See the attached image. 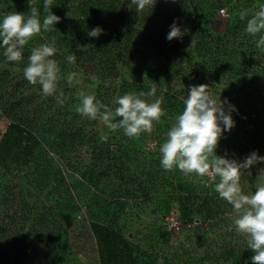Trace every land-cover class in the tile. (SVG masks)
Returning <instances> with one entry per match:
<instances>
[{"label":"trees","instance_id":"1","mask_svg":"<svg viewBox=\"0 0 264 264\" xmlns=\"http://www.w3.org/2000/svg\"><path fill=\"white\" fill-rule=\"evenodd\" d=\"M262 2L264 0H157L154 8L137 12L135 5L129 8L130 0H53L52 12L61 18L55 25L57 31L42 30L38 36L32 38L22 49L23 59L19 63L7 62L3 56L4 49L0 47V117L7 116L12 121L24 122V125L30 127L41 124L42 121L55 124L60 122V119L67 123H78L80 126L76 130L89 127L88 138L94 141L95 139L92 138L101 127L98 120L91 121L77 113L76 108L79 106L77 93L80 88L75 89V86L68 85L67 74L78 72L83 80V87L94 88L97 99L110 108L116 106L113 104L116 97L130 92V87L134 86L137 89L136 94L141 91L148 92L154 84L128 82L122 78L117 64L129 67L146 57L156 60L161 48L160 44L164 40L158 39L157 31L161 30V26L170 28V25L175 22L180 28L188 29L187 33H195L197 29L195 35L200 40L199 48L205 54L214 55L212 61L217 70L211 72L207 65V68L203 70L205 78L200 79V72L195 62L189 60L184 64L182 60L173 63L169 61L167 64L173 68L170 76L180 81L182 86L174 91L168 87V90L162 93L156 86V97L162 95L163 103H170V107L177 116L183 110V100L187 97L190 86L201 84L210 86V79L213 82L224 80L232 87L234 96L227 92L220 98L210 92L221 101L229 102L225 105L226 109L229 105L235 106V111L231 113L235 126L231 131L223 133L216 148V154L238 162H243L253 151H256L259 156H264V125L258 124L259 114L255 118H250V114L254 112L248 113L242 105L244 85L251 83L252 80L247 74L254 71L252 66L257 64L259 66L256 67V73H264V65L261 59H258L260 64L248 62V66L243 64L235 66V63H238L235 61L236 50L229 44L236 42L242 47L252 48L253 37L245 31L247 20L252 14L244 20L233 18L228 28L215 37L211 36L208 29L201 26V20L206 21L207 17L213 15L217 7L223 3H228L230 9L250 8L255 11ZM43 3L44 0H0V19L11 12L27 14L29 4H32L40 9L42 23L46 15L43 12ZM97 26L103 29V33L98 38H90L87 33ZM241 31L245 32L242 38ZM239 37L240 39H237ZM53 39L56 53L52 58L61 67L59 79L63 81L61 92L64 91L63 94L67 92L62 106L56 102L55 97L43 95V99H37L36 91L40 90L41 86L30 84L23 75V68L27 65V57L31 49L40 44L51 43ZM197 44L196 42L194 46L186 45L185 54H192L195 48L197 49ZM157 46L159 48H155ZM73 53L77 58L76 63L69 64L66 57ZM212 74L214 76L210 78ZM107 76L115 77L109 80L106 87L107 93L104 95L100 93V89L105 84L104 79ZM56 95H59L58 88ZM171 99L173 101H170ZM67 104L70 109L66 108L64 113L61 110H64ZM35 107L42 110L39 112L34 110L29 115V110ZM163 107L165 109L162 104ZM170 126L165 124L156 127L155 132L160 144L165 141ZM74 134L71 133V135ZM140 136H146V133ZM104 144L105 142L99 141L100 150L94 154L93 161L88 165L75 166L67 158L66 169H62L59 160L51 157L45 160V165L23 166L24 174L31 175L30 180H24L26 177L24 175L9 180L6 178V173L1 172L4 179L14 181L15 185H5L3 178L0 177V264H76L74 254L79 248L86 246L85 243L89 241V238L81 234L77 237H69L66 231L70 227L73 212L81 202L90 215L94 214L95 206L100 203L107 202L106 205H109L113 202L116 206L119 205L123 211L115 209L110 213L109 219L103 220L106 227L116 231L119 225L118 212L125 213L121 201L118 200L129 198L136 201L139 198L136 192L147 193L150 189L152 190L150 194H160L165 198L162 204L164 213L176 208L177 205L179 209L188 208L189 210L193 209L192 206L204 205L207 207L205 226L215 227L226 221L229 204L220 199L215 192V182L209 181L207 177H197L195 174L186 176L178 168L171 171L163 169L158 152H154L155 158L145 160V153L135 146L127 148L128 158H123L121 154L115 155L111 152L113 145L110 146L111 148H104ZM259 150H261L260 153ZM130 160L135 161L137 166L146 168L140 172L130 173L127 165L128 162H132ZM31 161L33 162L34 159ZM260 168H264V164L254 165L250 177L247 175L241 177V187L245 193L254 192V183ZM34 170L36 171L33 175ZM66 170L76 173L77 186L88 191L92 190L91 194L75 197L67 189L68 194H59L56 197L57 204L43 205L39 208L37 204H29L20 189L12 188L18 185L17 182L30 186L31 181L45 193L53 184L57 188L73 186L66 180L64 174ZM141 175L144 176V180H140ZM112 178L118 180L116 190L120 189L123 194L113 193L110 196H102L104 198L97 195L95 187L101 184L102 179L110 181ZM112 192L116 191L113 189ZM209 195L212 198L211 207L207 205ZM199 198L202 202L197 204ZM232 213L229 211V214L233 216ZM205 221L199 220V222ZM188 222L192 221L189 219ZM191 230H197V226L191 227ZM220 235L221 239L213 240L210 243L212 247L203 252L195 248L188 256L177 258L168 256V258L170 261L183 264H251L250 258L253 252L247 247L246 237L236 233L232 225L226 226ZM165 258L168 259L167 255Z\"/></svg>","mask_w":264,"mask_h":264},{"label":"rangeland","instance_id":"2","mask_svg":"<svg viewBox=\"0 0 264 264\" xmlns=\"http://www.w3.org/2000/svg\"><path fill=\"white\" fill-rule=\"evenodd\" d=\"M242 10L230 9L228 3H223L217 7L213 15L207 17L206 21L201 20V26L208 29L211 36L215 37L228 28L230 20L240 18L239 13ZM244 11L249 12V17L254 12L250 8H245ZM160 29L157 31L159 35L158 39L163 38L164 40L160 44V51L157 49L159 51L158 58L155 60L146 57L129 67L118 63L117 68L121 70L122 78L133 84H155L162 93L166 92L168 87L174 91L182 86L180 81L178 82L170 76L171 69L173 68L167 64L169 61L173 63L182 60L184 64L185 61L188 62L189 60L195 62V66L200 72V79L205 78L203 70L207 68V65H209L208 68H210L211 72L217 70L215 63L212 61L214 55L211 53L210 55L209 53L205 54L199 48L200 40L195 35L197 29H195V33H186L182 41L177 39H173L172 41L167 40L166 37L170 31L168 26H161ZM244 33L241 31L240 37ZM193 37L198 43L197 49L195 48L192 54H185V47L189 44L191 46ZM240 37L237 39H240ZM258 38L259 34L253 37L252 48L250 46L242 47L240 44H236V42L229 43L232 46L231 48L236 50L235 61L238 63H235V66H238V64L248 66V62L260 64L258 59H261V63L264 65V52H261L256 47ZM258 66V64L253 65L254 71L247 74L252 80L251 83L244 85V95L242 97L244 102L242 105L245 106V110L248 113L254 112V114H250V118H255L259 114L258 124L264 125V73H256V67L258 68ZM213 76L212 74L210 78ZM113 77L115 76L105 77V84L100 89L101 94L106 95L107 84ZM220 81L213 82L211 79L209 80L210 91L213 95L216 94V96H220L221 98L224 97L222 94L229 92L234 96L232 87L224 82V80ZM73 86H75V89L83 87V85ZM57 88L60 94L63 89V81H58ZM129 90L132 93H136L137 89L133 86ZM36 92L37 99L44 98L41 89ZM66 93L64 94L65 96ZM170 101L173 100L171 99ZM169 104L168 102L163 103L165 115L158 122L153 123L152 133H146V136L138 138H129L120 129L110 132L98 120L101 128L92 138L93 140H97L96 142L95 140L90 141L88 138L90 134L89 127H85L84 130H76L80 126L78 123H67L60 119V122H56L55 124L42 121L41 124L30 127L24 125V122L17 123L10 120L7 116H2L0 117V177L3 178L5 185L8 186H13L15 183L9 180L23 175L26 176L24 180H30L31 175L24 174L23 166L26 164H30L33 167L36 164L45 165V160L51 157L59 160V165L62 169H66L67 158L75 166L88 165L93 161L92 157L94 154L100 150L99 141L105 142L101 139L102 135L108 136L103 147L109 148L113 145L114 147L111 149V152L115 155L121 154L123 158H126L128 154L127 148L137 146L141 149V152L145 153V160L155 158L154 152L159 153L158 149L160 145L155 132L156 127L165 124L171 125L176 118L175 112ZM67 105H65L64 110H61L62 112L65 113L66 108H69V105ZM34 110L39 112L42 108L35 107L34 109H30L28 114L31 115ZM72 111H75V109H72ZM256 112L258 113L256 114ZM71 133L74 135H71ZM260 152L261 150H259ZM31 159H34V161L32 162ZM127 165L130 173L140 172L146 168L145 166H137L135 161L128 162ZM35 171H32L33 175ZM1 172H5L6 178H9V180L4 179L1 176ZM64 174L66 180L76 188L71 185L66 188H57L53 184L48 188L47 193H45L39 190L37 185L34 186L33 181H31L30 186L17 182L16 184L18 185L12 188L16 190L20 189L26 201L29 204H37L39 208L43 205L57 204L55 199L59 194L65 195L70 192L75 197L91 194L90 191L92 190L88 191L85 188L82 189L77 186L75 183V179L77 178L76 173L66 170ZM139 178L140 180H144V176L142 175ZM117 184L118 180L115 178H112L110 181L102 179L101 184L95 187V192L100 197L110 196L113 193L121 195L123 194L121 190H116L118 189L116 188ZM113 189L116 192H112ZM150 192H152L151 189L147 193L136 192V195L139 196L136 201L129 198L127 200H118L121 201L125 212H118V231L106 227V223L103 220L109 219L110 213L113 210L115 211V209L123 211L119 205L116 206L113 202L109 205H106L107 202L105 204L100 203L95 206V210H93L94 214L90 215L83 202H81L79 207L73 212L70 227L66 231L69 237H77L81 234V236L89 238V241L85 243L86 246L79 248L78 252L74 254L76 264H183L178 261H170L168 256H175V258L188 256L192 252L191 250L195 248L203 252L212 247L210 243L213 240L221 239L220 232L226 226L232 225L233 216L229 214V211L232 212L230 204L228 205L229 211L226 213V221L221 222L222 224L220 223L215 227H210L205 226L207 207L204 205L192 206V210L188 208L179 209L177 205L176 208H172L164 213L162 204H164L165 198L160 194H150ZM211 199L209 195L207 205L210 207L213 205ZM201 202L202 199L199 198L197 204ZM189 219L192 222H188ZM199 220L205 222H199ZM193 226H197V230L192 231L191 227ZM165 255H167L168 259L165 258Z\"/></svg>","mask_w":264,"mask_h":264},{"label":"clouds","instance_id":"3","mask_svg":"<svg viewBox=\"0 0 264 264\" xmlns=\"http://www.w3.org/2000/svg\"><path fill=\"white\" fill-rule=\"evenodd\" d=\"M157 0H130L140 12L154 8ZM53 0H44L43 12L46 14L41 23L40 9L29 4L27 14L11 12L0 19V47L7 62L19 63L23 59L22 49L38 36L41 31L55 32V25L61 18L52 12ZM248 11H240L244 20ZM246 33L252 37L259 34L256 47L264 52V2L258 5L246 23ZM188 29H181L175 22L170 25L167 40H181ZM103 33L99 26L91 29L87 35L98 38ZM196 43L194 37L191 46ZM56 53L55 40L40 44L31 49L23 75L32 85H40L45 97H55L61 106L64 94L57 93L61 67L52 57ZM69 64L76 63V55L66 57ZM69 86L83 85L78 72H69L66 76ZM155 84L148 92L138 94L128 92L113 100L114 108L101 103L94 88L81 87L77 93L79 106L77 113L91 121L99 120L107 129L123 130L125 136L138 138L142 133L151 134L153 123L158 122L165 111L162 108L163 96L156 97ZM227 100L221 101L212 95L206 84L189 87L187 97L183 100V110L176 116L166 134L165 141L159 146L160 164L163 169L171 171L178 168L184 175L195 174L207 177L214 183V190L220 199L232 206V228L236 233L246 237L248 249L253 252L251 264H264V168H260L254 183V192L245 193L241 187V177L251 176V169L256 164H264V156L256 151L250 153L243 162L228 159L216 154V148L225 131L235 126L232 111L235 106ZM223 125V127L221 126ZM105 142L107 135H102ZM218 178V182H217Z\"/></svg>","mask_w":264,"mask_h":264}]
</instances>
